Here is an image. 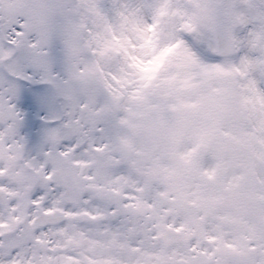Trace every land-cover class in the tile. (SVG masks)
Returning <instances> with one entry per match:
<instances>
[{
    "label": "snow or ice",
    "instance_id": "1",
    "mask_svg": "<svg viewBox=\"0 0 264 264\" xmlns=\"http://www.w3.org/2000/svg\"><path fill=\"white\" fill-rule=\"evenodd\" d=\"M0 264H264V0H0Z\"/></svg>",
    "mask_w": 264,
    "mask_h": 264
}]
</instances>
